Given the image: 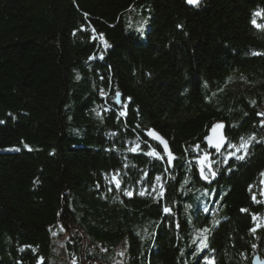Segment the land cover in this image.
Segmentation results:
<instances>
[{"label": "trees", "instance_id": "1", "mask_svg": "<svg viewBox=\"0 0 264 264\" xmlns=\"http://www.w3.org/2000/svg\"><path fill=\"white\" fill-rule=\"evenodd\" d=\"M257 11L264 0H0V264H54L64 233L75 264L264 256ZM220 122L228 145L255 139L212 154L203 181Z\"/></svg>", "mask_w": 264, "mask_h": 264}, {"label": "snow or ice", "instance_id": "2", "mask_svg": "<svg viewBox=\"0 0 264 264\" xmlns=\"http://www.w3.org/2000/svg\"><path fill=\"white\" fill-rule=\"evenodd\" d=\"M187 3L190 4V5H198L200 3V0H187ZM264 15V13H261L259 11L257 12H254L253 13V16H252V19H251V23L253 26H255L257 29H264V24H260L257 22V19L256 17L258 16H262ZM141 28H143V24L141 25ZM101 40H103V35L101 34L100 37H99ZM106 43V42H105ZM254 55H264V53H254ZM77 79H79V77H77ZM103 94V93H102ZM119 93H116V96L119 97ZM254 103V102H253ZM258 115H264V113H260ZM0 123H3V121H0ZM262 123H264V121H262ZM223 125H220V124H215L213 125L212 129H211V132L212 133H216L217 129L218 128H222ZM150 135H154V133H149ZM159 139V137H157ZM205 139L209 142V144H212L213 143V137L212 136H206ZM225 138L221 137L220 140L216 141L215 142V148H216V151H219L220 148H221V145L223 143ZM255 137L254 136H251L248 138V140H245L243 137H241V142L239 144V147L237 148L236 145H233V144H229L228 146L229 147H232V148H236L237 151H240L241 149H244L245 152L247 151V146L251 143L252 140H254ZM162 143H165L163 141H161ZM25 147H27V145H25ZM197 148L199 147V145L196 146ZM165 149H167V144L165 143ZM133 151H135V149H132ZM150 154H155V153H150ZM230 155H233L235 156V152L233 153H230ZM236 159H244V156H236ZM208 160V153H205L203 157H201V164H203L204 161ZM213 175H215V173L213 172L212 173ZM201 175L203 176L204 175V169L203 167H201ZM262 176H264V173H261ZM115 179V177H114ZM157 179H159V177H157ZM205 179H207V177H205ZM264 182V181H262ZM117 187H119V181H117ZM126 195H132L131 192H125ZM141 195H144L143 192H141ZM253 199H255V197H253ZM165 211H168L167 209H165ZM202 231H207V229H203ZM53 235H55V233H53ZM207 245H205L206 247Z\"/></svg>", "mask_w": 264, "mask_h": 264}, {"label": "water", "instance_id": "3", "mask_svg": "<svg viewBox=\"0 0 264 264\" xmlns=\"http://www.w3.org/2000/svg\"><path fill=\"white\" fill-rule=\"evenodd\" d=\"M202 1L203 0H200V3ZM188 5L189 6H197V5H190V4H188ZM217 124L223 125V127L222 128H218L216 133H212L211 132L212 128H211L209 130L208 134L206 135V136H212L213 137V143L212 144H209V142L205 139V143L207 145L208 152H204L201 155V157H203L205 153H208V160L204 161L203 164H201V157H200V167H203V169H204V175L203 176L201 175V169H200V178L203 181H205L206 180L205 177H207V176H205V174H206L205 173V169H208V170L212 169V160H211L212 159V151L216 152V154H219L223 150V148L225 147V145L228 142V138L225 135L226 124L224 122H220V123H217ZM149 133H154V132H149ZM149 133H148V136L161 146L163 152L167 155L168 161L171 162L172 155H171L169 144L167 143V141L163 137L158 135L157 133H154V135H150ZM157 137H159V139ZM221 137H223L225 139H224V141H223V143L221 145L220 150L216 151L215 142L220 140ZM161 141H163V142H165L167 144V149H165V143H162ZM252 264H264V258L261 257L260 252H259V248L256 249V252H255L254 257L252 259Z\"/></svg>", "mask_w": 264, "mask_h": 264}, {"label": "rangeland", "instance_id": "4", "mask_svg": "<svg viewBox=\"0 0 264 264\" xmlns=\"http://www.w3.org/2000/svg\"><path fill=\"white\" fill-rule=\"evenodd\" d=\"M228 145V142H227V144L225 145V147L223 148V150L219 153V154H216V152H214V151H212V154H213V156H214V158H215V160H214V162H217L216 160V158L218 157V156H220L222 153H224V155L226 156V157H228L229 156V153L228 152H231V147H229V146H227ZM227 154V155H226ZM213 158V157H212ZM212 160V159H211ZM207 163V162H206ZM208 174H205V176H207ZM66 239H68V235L66 234V233H64L59 239H57L56 241H55V247H56V260H55V262H54V264H75V260H71V259H69L68 261H66V260H64V258H65V251H64V248H63V245H64V241L66 240ZM116 256L119 258L120 257V259H122V257H123V252H122V250L120 249H117V251H116ZM261 257L262 258H264V256H262L261 255ZM119 262H121V260L120 261H117V264H119Z\"/></svg>", "mask_w": 264, "mask_h": 264}]
</instances>
